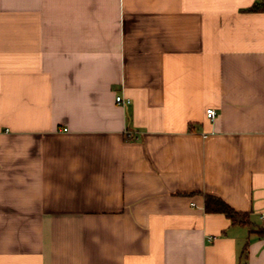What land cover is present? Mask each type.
<instances>
[{
  "label": "crops",
  "instance_id": "1",
  "mask_svg": "<svg viewBox=\"0 0 264 264\" xmlns=\"http://www.w3.org/2000/svg\"><path fill=\"white\" fill-rule=\"evenodd\" d=\"M262 2L0 0V264H264Z\"/></svg>",
  "mask_w": 264,
  "mask_h": 264
},
{
  "label": "trees",
  "instance_id": "2",
  "mask_svg": "<svg viewBox=\"0 0 264 264\" xmlns=\"http://www.w3.org/2000/svg\"><path fill=\"white\" fill-rule=\"evenodd\" d=\"M264 7V2L255 4L252 9L257 10ZM205 208L207 212L224 213L233 223L250 224V217L248 213L238 212L228 205L221 198L207 195L205 201ZM258 234L264 237V227L257 230Z\"/></svg>",
  "mask_w": 264,
  "mask_h": 264
},
{
  "label": "built area",
  "instance_id": "3",
  "mask_svg": "<svg viewBox=\"0 0 264 264\" xmlns=\"http://www.w3.org/2000/svg\"><path fill=\"white\" fill-rule=\"evenodd\" d=\"M116 101L118 103H122V104H125V103L129 102V100L124 99L122 96H117L116 97ZM206 114H207L208 118L214 119L216 117V115H217V112H216V110L214 108H209V109H207Z\"/></svg>",
  "mask_w": 264,
  "mask_h": 264
}]
</instances>
